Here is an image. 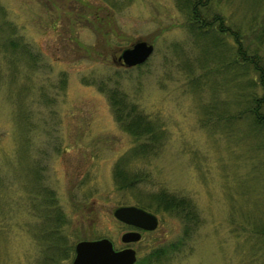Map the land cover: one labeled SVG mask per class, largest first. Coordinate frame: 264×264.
Masks as SVG:
<instances>
[{"label": "rangeland", "instance_id": "rangeland-1", "mask_svg": "<svg viewBox=\"0 0 264 264\" xmlns=\"http://www.w3.org/2000/svg\"><path fill=\"white\" fill-rule=\"evenodd\" d=\"M184 1L0 0V22L22 43L17 52L0 38V264H40L50 192L69 243L107 236L115 248H135L137 261L182 234L177 214L143 206L160 188L189 198L199 214L163 264H264V128L232 117L253 70L231 63V36L221 43L192 30ZM217 8L254 40L264 0H217ZM137 39L153 44L144 62L113 61ZM114 90L161 129L158 146L131 159L133 173L147 174L128 187L114 167L144 137L120 124ZM130 204L158 224L126 244L121 234L133 226L113 210ZM73 255L74 247L59 264Z\"/></svg>", "mask_w": 264, "mask_h": 264}, {"label": "trees", "instance_id": "trees-1", "mask_svg": "<svg viewBox=\"0 0 264 264\" xmlns=\"http://www.w3.org/2000/svg\"><path fill=\"white\" fill-rule=\"evenodd\" d=\"M184 4L186 6V21L192 30H197L198 34L213 32L211 40L216 39L221 43V34L232 37L234 58L231 63H235L239 67L243 66L244 73L247 72V69L251 73L253 70V74L249 76V81L247 80L243 87H239L237 91L236 103L243 107L238 111L239 115L234 114L232 117L239 118L243 114L251 126L264 128V51H262L264 49L262 45L264 44V18L254 27H250L254 32V40L252 41L247 33L242 32L240 24L228 23L225 14L217 8V0H185ZM7 29V25L0 22V38L6 37L11 40L10 45L13 46V50L21 52L22 43L8 36ZM228 66L231 64L228 63L224 67ZM258 86L263 89L261 95L256 91ZM115 93V90L111 92L110 100L120 124L133 135L135 140L141 136L144 137L142 142L130 147L119 164L114 167L117 184L120 187H128L131 186L132 182L140 181L141 174H147L143 171L140 174L133 173L129 165L131 159H143L146 153L154 150L160 143L161 129L157 122H150L136 111L133 104L119 99ZM151 194L154 202H144L143 206L177 214L183 224L182 234L177 239L157 243L145 255L140 256L135 264H163L176 252L181 251L199 221L196 206L189 198L174 194L164 188L151 192ZM49 195L47 205L42 209V216L48 218L49 221L45 225L46 229L43 233V247L46 250L40 264H59L62 259H67L71 255L74 243L68 242L69 234L65 230L68 219L61 206L58 205L54 193L50 192Z\"/></svg>", "mask_w": 264, "mask_h": 264}, {"label": "water", "instance_id": "water-1", "mask_svg": "<svg viewBox=\"0 0 264 264\" xmlns=\"http://www.w3.org/2000/svg\"><path fill=\"white\" fill-rule=\"evenodd\" d=\"M153 50V44L137 39L130 46L124 47L113 61L125 66L144 62ZM113 215L128 225L151 230L158 224V218L150 210L137 205H120L114 208ZM141 231L131 229L121 234L124 243L137 241ZM136 261V250L131 246L115 248L107 236L96 239H79L74 244V255L71 264H133Z\"/></svg>", "mask_w": 264, "mask_h": 264}]
</instances>
